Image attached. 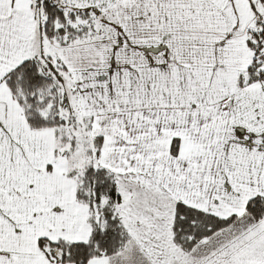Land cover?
Returning <instances> with one entry per match:
<instances>
[{
	"label": "snow or ice",
	"instance_id": "obj_1",
	"mask_svg": "<svg viewBox=\"0 0 264 264\" xmlns=\"http://www.w3.org/2000/svg\"><path fill=\"white\" fill-rule=\"evenodd\" d=\"M0 264H264V0H0Z\"/></svg>",
	"mask_w": 264,
	"mask_h": 264
}]
</instances>
